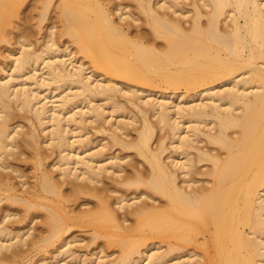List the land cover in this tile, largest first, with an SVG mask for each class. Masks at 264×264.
I'll list each match as a JSON object with an SVG mask.
<instances>
[{"label": "bare ground", "instance_id": "obj_1", "mask_svg": "<svg viewBox=\"0 0 264 264\" xmlns=\"http://www.w3.org/2000/svg\"><path fill=\"white\" fill-rule=\"evenodd\" d=\"M37 1L31 7L40 8L41 22L52 0ZM117 1L57 0L54 8L62 26L60 33L71 38L75 49L55 45L52 24L38 52L27 48L31 46L29 38L17 39L18 55L12 58V72L8 78L0 76V169H19L6 156L22 143L35 148L39 135L36 126L45 132L43 142L58 151L55 161L50 162L57 173L49 168L41 170L26 193L0 192V202L9 199V204L23 203L28 209L41 205L46 210V232L36 237L39 229L30 234L35 226H28V222L14 231L7 228L8 224L0 225V264H8L3 260L6 250L11 248V256L6 255L13 258L24 245L45 249L59 240L56 255L65 254L68 250L64 247L72 240L63 234L72 225L90 228L92 241L103 237L107 246H117L119 253L113 264H141L144 254V264H167V256L173 251L179 254L172 264H264V0H133V11ZM27 2L0 0V43L7 42L13 29L11 21ZM140 14L143 27L132 30L131 23L120 22L126 18L136 21ZM77 53L80 58L75 57ZM41 63L44 70L40 82L35 73ZM23 75L16 87L14 81ZM26 80L34 84L33 88L25 85ZM52 81L73 84L76 89L48 104L42 101L47 95L41 100L42 90L38 88ZM158 84L173 91L141 97L144 86ZM176 89L183 90L176 94ZM121 90L150 107L156 117L154 123L149 122L144 107L134 103L140 112L134 139L125 141L119 135L126 124L122 120L117 121L116 131L110 132L112 144L134 148L147 162L146 172L135 170L130 176L120 174L123 170L118 156L99 159L102 145L93 152L83 147L81 152L76 150L89 140L77 139L81 134L71 140L68 131L71 124L79 127L88 117L94 121L104 115V110L91 104L96 97L107 101L102 105L126 111L114 100ZM192 90L195 92L188 93ZM80 95L81 100L87 99V110L71 113L67 109ZM15 111L33 115L29 118L32 128L23 131L25 135L19 133ZM133 115L132 121L139 120L137 116L133 120ZM32 119L38 125H33ZM155 126L166 128L174 138L170 137L168 161L161 156L164 138L159 135L152 147ZM16 133L25 136L18 138L21 143L15 141ZM33 163L41 166L39 152L34 153ZM205 163L208 168L200 169ZM104 173L122 176L120 184H136L141 189L128 198V194L119 193L111 199L108 190L117 192V187L103 184ZM15 174L23 177L22 173ZM196 174L207 177L201 179ZM25 183L21 181V185ZM65 183L69 186L63 187ZM10 185L0 176V190L10 191L14 188ZM84 194L94 197L92 204L81 202L86 207L79 204L80 214H73L70 201ZM156 194L163 201L149 204L140 199L155 200ZM117 208L124 214L119 215ZM10 210L0 206V224L16 215ZM130 216L132 223L125 224ZM153 238L165 243L163 251L157 252L160 247L154 241L147 242ZM151 244L156 252L148 248ZM45 263L42 259L36 264Z\"/></svg>", "mask_w": 264, "mask_h": 264}, {"label": "rangeland", "instance_id": "obj_2", "mask_svg": "<svg viewBox=\"0 0 264 264\" xmlns=\"http://www.w3.org/2000/svg\"><path fill=\"white\" fill-rule=\"evenodd\" d=\"M35 1H36V3H35ZM114 1H116V0H114ZM120 1H122V3ZM120 1L118 0L117 2H120L121 4H124L127 7L126 9H131L132 11L134 10L135 6L133 5L134 4L133 0H120ZM56 2H57V0H52L51 4H50V6H49V8L47 10V13L45 15V18L41 22L39 21L40 20V12H41L40 8H36V7L32 8L31 7V5H33V4H38L39 1H37V0H28L27 6H24V4H26V3H24L23 6H21V8L19 9L18 16L14 17L12 19L11 23H10L11 26L13 27V29L11 30V32L8 35L7 42L0 43V76L7 75L6 77L8 78V76L12 72V65H11L12 58L14 57V55H18V51H17L18 50V47H17L18 43L16 42L17 39L22 40L23 38L24 39L25 38H27V39L29 38L30 39L29 41L31 42V44H30L31 46L29 45L30 47H27V48H30V49H33V50L37 51V50L40 49V47L42 48L43 45L45 44V41L48 39V35L47 34H49L50 30L51 31L53 30L52 31V35H53V37H52L53 39L52 40H54L56 46L59 45V49L63 48L62 45L69 46L68 49H71V50L75 49L76 45L71 42V40H70L71 38H69L68 35H66V34L63 35V33H62V35H61V33H60L61 32L60 27L62 28V26H60V21L58 20V17H57L58 14H57V12H56V10L54 8V4ZM116 14L114 15V17L116 19H118V17H116L117 16ZM140 16L141 17L138 20H136V21H132L131 18H126V19L120 20V22L121 23H125V24H126V22L127 23L128 22L131 23L130 24V28L132 30H134L135 27H143L144 26V23L142 22V15L140 14ZM52 24H53L54 28L48 30V28ZM54 24H55V26H54ZM79 56L81 57L80 53L75 54L76 58L77 57L80 58ZM65 58H67V56ZM85 60L86 59L84 58L83 61H85ZM66 62H69V61L67 60ZM85 62H87V61H85ZM3 64H4L5 68L4 67L1 68ZM66 64H67L68 68L71 67V64H68V63H66ZM38 65L36 67L37 68V70H36L37 72L35 73L37 76L36 75L35 76H36L37 79L41 78V79H38V81L41 82V80H42V77H41L42 73L41 72L44 69L43 70L41 69L43 67L42 63L38 64ZM1 69H2V71L4 70V72H2ZM87 71H85V72L87 73ZM23 78H24V75H23V77L21 79H16L14 81L15 84H16V87H17V85H19L21 80H23ZM26 82H27V84H25V85H27V87L33 88L34 84L28 83L29 80H26ZM45 82H47V80ZM62 83L63 82H59V84H60L59 85L58 82L54 83L52 81V83L48 82L47 85L43 84L42 86H40L38 89L40 91L42 90L40 92L41 100L43 99L42 96H45V94H46L47 98H44L42 101L43 102L44 101H47V102L49 101L48 104H50V100L51 101H56V100H58L60 98L59 96H62L63 94H64L63 96H66V95H68L70 93V91L72 89H74V90L76 89L75 87H73V86H75L73 84H71L72 86H70V85H67L66 82H64L65 84L64 83L62 84ZM56 85H58V86H56ZM66 86H68V87H66ZM35 87H37V86H35ZM49 87H50L51 90L49 89ZM68 88H69V90H68ZM179 90L181 91L183 89H176V90H174V92H176V94H177L179 92ZM195 90L188 91V93H194ZM48 91H49V93H48ZM170 91H173V89L166 88V87H164V85L158 84V85H155V86H144L142 88V91L140 92V95L143 98H146L149 95H151V97H157L159 92H170ZM59 92H61V93H59ZM67 92H69V93H67ZM72 92H73V90H72ZM115 94H116V96L114 97V100L116 102H119L120 104H123L125 106L124 108L126 109V111L122 110L124 113L121 111V109L116 110V107H113L115 110H113V112H112L111 110L113 108L111 106H109V104L108 105L107 104L102 105V103L104 104V103L107 102L105 99H101V98L98 97L99 98V100H98V98L96 97V98L93 99L94 101L92 102V100H91L90 103L92 102L91 103L92 105L96 104L97 105V106L95 105L96 107H98L99 109H102V111L104 110V112H102L104 115H101L96 120L91 121L89 119V117L86 118L88 116V114H86L85 115L86 116L85 117L86 118L85 122L82 123V124H79V127L76 124H74V125H76V127L73 124L68 126V128H69L68 129L69 137L71 136L70 139L72 140V139L77 138L78 135L81 134V136L79 135L80 138L78 137L77 139H81V137H82V138H85V139L87 138L85 141L89 140L88 142H86V144H85L86 146L85 145H81V147L79 146V149H76L79 152L82 151V147H83V150H86V152H87L88 148H89L90 152L91 151L93 152V150L94 151L97 150L96 149L97 147L101 148V145H102V149H101L102 151H100V149L98 148V150L101 153V156L99 157V159H102V161L108 155L109 156L110 155L113 156V154H114V156H118L119 160H118V157H117L116 159L118 161L117 160L116 161L118 162L120 168H122V170H123V171H121L122 173L120 172V174L122 176H130L132 174L130 172L131 171H135V170L145 171L146 172L147 162L144 160V158L141 157L140 155H138L134 148H125V147H122V146H120L118 144H112L111 143L110 132L111 131H116L114 127L116 126L117 121L118 120H122V121H125L126 124H124V128H123L124 131L123 130H122V132L119 131V135H121V138L123 140H125V141H129V140L132 141L134 139L135 134H136V128L140 124V112L133 105L134 103H138V105L140 107H144L143 109H145L146 112H147L146 116H147V119L149 120V122L154 123L156 117H155V115H153V111H152V109L150 107L145 106V105L143 106V104L140 103V101L137 100L134 96L125 95L122 92V90L121 91H117ZM176 94H174V95H176ZM76 96L78 97V95H76ZM81 96L82 95L79 96L80 100L78 98L75 99V97H74L75 101L73 102V104L70 105L72 107H70V108L68 107L67 110H69L71 113H72V111L74 112L77 109L78 110L81 109L82 111L84 110L83 112H85L87 110V103H86L87 99L86 100H81ZM96 99H97V101H96ZM78 102H80V103H78ZM90 103H89V105H91ZM76 104H77V106H76ZM74 105L76 106V108H75ZM106 105H107V107H105ZM71 109H73V110H71ZM121 112H122V114H121ZM15 113H16V115H18V117L16 116L17 117V120H16L17 122L16 123L20 124L19 131H21V132H19V133H22L23 131L25 132L29 127L32 128L31 124H30L31 123L30 119L33 116V115H31L32 113L23 112L21 114V113H18L16 111H15ZM133 114H135V115H133ZM132 115H133V118H132L133 120L136 118V116L139 118V120L132 121L131 117H130ZM19 116H20V118H19ZM173 117H174V115H173ZM126 120H127V122H126ZM32 121H33V125H35V126L38 125V124H36L35 119H32ZM72 126H73V128H71ZM77 127L80 130H77L78 129ZM37 128L40 129V126H36L35 127L36 133L39 134L38 135V145H36L35 148H33L31 146H28L27 144H24V145H27V146H24L23 143H22L21 145L19 144V145L16 146V148L12 149V154H10L9 156H6V159L9 160V161L8 160H6V161L10 162V160H11L10 164L13 163L12 166L13 165L15 167L18 166V168L22 169V170L19 171V169H18L17 171L10 172L9 170H11V169H9V168L2 169V170L0 169L1 172H2V173L0 172V174H1L0 176H3V179L7 180L8 182H10L12 187H14L10 191H8V190L7 191H2V189H1L0 192L4 193V195H8L9 192H15V193H19V194H21L22 192L26 193L25 189H27V188L28 189H32L31 185H33V182H35L36 176L39 175L41 170H45V169L48 170V168H49L50 169L49 171L54 172L53 174L58 172V169L55 166L50 165L52 162L55 161L56 154H58V151H57V149L54 146L48 145L47 142H46L47 144L45 142H43L42 138L43 139L46 138L45 132L42 133ZM37 131H39V132H37ZM70 131H71V133H70ZM73 131H76V132L78 131L77 133L74 132L75 136L73 134ZM24 132L22 134L25 135L27 132L26 133H24ZM120 132H121V134H120ZM168 132L169 131L166 128L159 129L158 127L155 126L154 132H153V135H152V138H151L152 147H154L156 145V142H157V139H158L159 135L162 138H164L163 139V145L165 146V150L162 152L161 156L165 159V161H168L166 156L170 153V150H172L170 137L172 138V140L174 139L172 137V135H170V133H168ZM22 134H17V133L15 134V138H16L15 141L16 142L19 143L21 141L19 139L20 138L22 139V137H25V136H22ZM91 143H92V145H91ZM105 143H107V144H105ZM76 144H77V142H76ZM87 144H89V147H88ZM103 144L105 146H103ZM197 144L201 146L204 143L203 142H198ZM90 146H91L92 149L90 148ZM84 147H85V149H84ZM80 148H81V151H80ZM20 152L22 154H20ZM35 152H39V154L42 156V164H41L40 167H37V166L33 165L34 164L33 162H34V153ZM102 161H101V163H102ZM208 165H209L208 163H205L204 165H202L199 168L202 169V170H205L206 168H208ZM15 172L17 174L18 173H22L23 177L20 176V178H19V176H17L15 174ZM122 176H117V175L111 174V173H104L103 174V179H104L103 184L110 185L112 188L115 187V186L117 187V192H111V191L108 190L109 194L112 195L110 197L111 199H112V197H115V195L116 196H117V194L119 195V193H121V194L125 193L124 195L128 194L127 195V198H128V197H130L132 195V192H133V194H135L136 192H138L141 189V186L140 185L138 186L136 184H131V185L120 184L118 181H120L122 179ZM196 176L198 178H201V179H205L207 177L204 174H196ZM63 178H64V181L72 180V178H70V177H66V178L65 177H61V180ZM23 180L26 183L21 185V181H23ZM64 186H69V185H68V183H65V185H63V187ZM28 195H30V194H28ZM155 197H156L155 200L147 198L145 196L141 197L140 199H145L149 204L150 203L157 204V203H159L162 200V198L158 194H156ZM35 198H36L37 201L42 200L39 197H35ZM140 199H137V200L139 201ZM85 200L89 202V205H91L92 201L94 200V197L89 196L87 194H84V195L79 196L77 199H75V200L73 199L72 201H70V204H71L70 207H71V209H73V212H72L73 214H78V215L80 214V212L78 213V209H79L80 205H81V207H83L82 205H84V204H82L81 202H83ZM9 203H10L9 199H3L0 202V204H1L0 206L1 207H5V209L10 208L12 210V211L11 210L10 211L15 213L16 215L12 214L11 216H9V218L6 219V221H4L5 223L3 222V223L0 224L1 226H5V227L9 226L7 228L12 229L14 231V230H17L19 228L21 229V227L23 225H26V223L28 222V223H30L28 226H35V227H33L30 230V232L33 231V230H36V229L40 230L41 227H42L41 230H44V231H41V232L39 230H36V231H38V233L34 234L35 237L38 236L39 234L42 235V234H44L46 232L45 229H44L45 227L43 225V220H44V217H45V214H46V210H45L44 207H42L41 205H34L32 207H29V209H28V208H26L25 204H23V203H19V202H13L11 204H9ZM89 205H87V206H89ZM84 207H86V204L84 205ZM115 207H117V205H115ZM117 210H118V214L119 215H123L124 212H125L121 208H119V209L117 208ZM32 217H33V219H32V221H30V219H28V218H32ZM132 221H133V217L130 216L128 218V221L125 222V224H130V223H132ZM23 222L25 224L21 225V223H23ZM6 224H8V225L6 226ZM13 225H14V228H16V229L13 228ZM34 228H36V229H34ZM87 228L88 227L72 225L67 230V232H65L63 234V237L68 236V238L72 240L71 241L72 243H70L69 246L66 245L64 247V249L68 250V252H66L65 254L63 253V254L56 255L57 254L56 246L59 243V240H57L56 242H54L52 244V246L49 245V246H47V248L45 247V249L43 248V249L35 250V249L31 248V247L30 248L27 247V245H24V246H22L20 248L21 250L19 251L17 256H15L16 258L14 256H13V258L9 257V256H11V254H10L11 253V248H9L10 250H6L5 252L7 254H10V255L7 256L6 253H5V258L3 260L5 261V263H8V264H36L39 260H42V259H44L46 261L45 264H61V262H63V261L67 262L66 264H68V263L69 264H71V263L72 264H113V261L118 256L119 248L117 246H115V245L107 246L105 244V238H103V237H98L97 239L92 241L91 231H90L91 229L90 228L87 229ZM23 230H24V228H23ZM23 230H21V231H23ZM33 232H35V231H33ZM30 234H32V232ZM31 238H33V237L31 236ZM29 239H30V237H29ZM29 239L27 238V241ZM30 240H32V239H30ZM152 241H154V245L156 247H160V249L158 248L157 252L158 251L161 252V251H163L165 249V247H166L165 243L162 242L159 238H153V239H148L147 240V242H152ZM154 245L151 244L150 245L151 247L148 246V248L151 250V252H154L155 249H156V248L154 249V247H155ZM150 250L148 251V253H150ZM66 254H69V255H66ZM143 254H144V252H143ZM177 254H179V252H177V251H173V252L169 253L167 257H168L170 262H168L167 264H170V263L172 264L173 262H175ZM54 255H55V257H54ZM144 255L141 257L142 258V263L141 264H144L147 261V259L144 260V257H145Z\"/></svg>", "mask_w": 264, "mask_h": 264}]
</instances>
